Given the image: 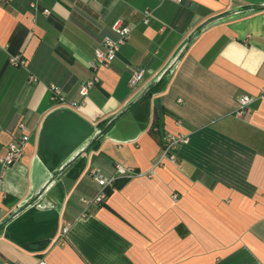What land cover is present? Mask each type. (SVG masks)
Listing matches in <instances>:
<instances>
[{
  "label": "crops",
  "instance_id": "crops-1",
  "mask_svg": "<svg viewBox=\"0 0 264 264\" xmlns=\"http://www.w3.org/2000/svg\"><path fill=\"white\" fill-rule=\"evenodd\" d=\"M117 21L130 39L83 102ZM165 134L189 139L176 162ZM23 135L0 165V262L264 264V0H0V159ZM117 164L134 176L85 208Z\"/></svg>",
  "mask_w": 264,
  "mask_h": 264
},
{
  "label": "built area",
  "instance_id": "built-area-1",
  "mask_svg": "<svg viewBox=\"0 0 264 264\" xmlns=\"http://www.w3.org/2000/svg\"><path fill=\"white\" fill-rule=\"evenodd\" d=\"M176 4H183L184 0H172ZM33 8L37 7L36 3L32 4ZM46 14H49V11H45ZM150 12L145 10L143 12V22L144 24L148 23ZM113 36H106L102 39L100 43V47L96 48L94 51V57L87 62L89 69L94 73L93 78L85 82L80 87V95L83 97V102L85 101L86 96L89 91L93 89L98 83L99 79L97 77V72L100 68L108 67L116 58V54L119 52L120 48L130 39L131 27L123 24L120 21H117L113 24L111 28ZM11 66L20 67L25 66L27 64L26 60L22 57L16 56L11 57L9 60ZM37 79L33 76L30 77V82H34ZM143 80V72L142 71H132L130 78L128 80L129 87L134 88ZM52 93V101L61 107L70 108V109H78L80 110L82 104L69 103L67 102L65 96L60 87L56 85H52L50 87ZM253 103V99L248 95H240L237 98V109L234 115L237 118H242L243 116L250 113V105ZM19 129L21 131L25 130V125L20 124ZM29 142V136L23 135L20 139L12 142L9 145L8 152L5 157L0 159V165L2 168V174L13 166L24 153V148L26 144ZM189 139L187 136L183 135H171L165 134L161 141L160 148V159H169L172 162H176V157L173 154V150L181 144H188ZM93 180L96 182L99 187V191L93 199L83 200L85 208L90 207L92 205H98L102 203L106 197V189H113V184L118 179H130L134 176V173L125 168L124 166L117 164L114 167V175L110 178L104 177L99 171L95 170L91 173ZM22 211H18L15 213V216L19 215ZM14 216V217H15ZM68 232V228L66 227L63 230V235H66ZM0 264H21V263H10L7 261H1ZM40 264H46L41 262Z\"/></svg>",
  "mask_w": 264,
  "mask_h": 264
},
{
  "label": "trees",
  "instance_id": "trees-1",
  "mask_svg": "<svg viewBox=\"0 0 264 264\" xmlns=\"http://www.w3.org/2000/svg\"><path fill=\"white\" fill-rule=\"evenodd\" d=\"M161 82L158 83L156 85V87L154 89H152V90H156V88H158L160 86ZM126 180L127 179H118L117 181H115V183L113 184V189H106L107 196H109L114 189L121 187L126 182Z\"/></svg>",
  "mask_w": 264,
  "mask_h": 264
}]
</instances>
